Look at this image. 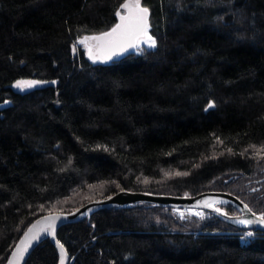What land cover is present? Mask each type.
<instances>
[{"label": "trees", "instance_id": "obj_1", "mask_svg": "<svg viewBox=\"0 0 264 264\" xmlns=\"http://www.w3.org/2000/svg\"><path fill=\"white\" fill-rule=\"evenodd\" d=\"M130 2L0 0V264L37 218L121 190L264 217V0H140L156 46L92 59L80 40ZM178 211L103 208L58 238L71 264H264V232ZM58 263L48 238L26 264Z\"/></svg>", "mask_w": 264, "mask_h": 264}, {"label": "water", "instance_id": "obj_2", "mask_svg": "<svg viewBox=\"0 0 264 264\" xmlns=\"http://www.w3.org/2000/svg\"><path fill=\"white\" fill-rule=\"evenodd\" d=\"M149 15V10L145 7H127L126 14L120 15L119 22L112 30L92 38H83L80 44L86 43L89 46V56L92 59L109 61L136 46L137 39L149 25ZM219 202L233 204L239 213L229 214L221 210L217 205ZM136 203L163 205L179 210H202L236 228L264 232V217L230 192L211 190L196 195H173L121 190L105 199L91 201L72 212H52L37 218L19 238L6 264H26L33 250L48 238L59 252L58 264H71L72 258L58 238V231L63 225L89 218L103 208L130 206Z\"/></svg>", "mask_w": 264, "mask_h": 264}, {"label": "rangeland", "instance_id": "obj_3", "mask_svg": "<svg viewBox=\"0 0 264 264\" xmlns=\"http://www.w3.org/2000/svg\"><path fill=\"white\" fill-rule=\"evenodd\" d=\"M127 7H143V6L141 5L140 0H131V2L128 3V5L124 9V11L122 12V15L126 14ZM150 29H151V27L147 26L144 33L137 39L136 46L133 49H131L130 51H139V49L144 47V46L149 47V48H154L156 46L157 41H156L155 37L152 35ZM83 45H84L83 49L85 50L87 55H89V51H90L89 46L86 43H83ZM179 175L180 174L177 172H172V173L168 172L167 175L163 174L164 179H170V178L178 177ZM207 191H211V190H207ZM178 212H179L178 213L179 215H185V214L199 215V216L203 215L202 210H195V209H189V210H185V211L180 210Z\"/></svg>", "mask_w": 264, "mask_h": 264}, {"label": "built area", "instance_id": "obj_4", "mask_svg": "<svg viewBox=\"0 0 264 264\" xmlns=\"http://www.w3.org/2000/svg\"><path fill=\"white\" fill-rule=\"evenodd\" d=\"M253 238V234L252 232H247L243 235V237L241 238V240L243 241V243H248L250 240H252Z\"/></svg>", "mask_w": 264, "mask_h": 264}]
</instances>
